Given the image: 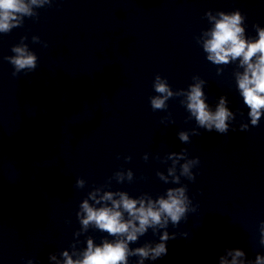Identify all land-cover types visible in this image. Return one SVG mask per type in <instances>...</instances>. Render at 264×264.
I'll return each mask as SVG.
<instances>
[{
	"label": "clouds",
	"instance_id": "9594fccd",
	"mask_svg": "<svg viewBox=\"0 0 264 264\" xmlns=\"http://www.w3.org/2000/svg\"><path fill=\"white\" fill-rule=\"evenodd\" d=\"M53 0H0V33L8 34L14 28L22 27L24 18H39L35 10L46 5L51 6ZM210 28L203 30L197 38V43L206 53L207 61L217 66V75L223 73V67L238 61L237 69L233 75L237 90L242 97L243 104L249 109L248 117L251 126H258L264 116V27L254 24L255 38L246 36V16L239 9L232 12L211 10L205 13ZM27 37H21L20 43L13 45L10 56L3 57L8 61L14 71L13 76L20 72H33L37 68L38 57L24 43ZM33 43H40L38 36L32 37ZM48 46L46 42L43 45ZM239 69H242L240 71ZM192 84L185 89L173 90L166 78L157 74L153 81V88L157 95L150 97L153 111L168 109L171 98L182 97L180 100L186 111L190 114L197 127L189 131L178 132L182 143H190L191 135H200L198 129L216 131L227 134L230 122L234 121L236 114L228 107V99L219 97V102L213 110L207 103L204 92L206 81L199 76H193ZM174 123L171 113L161 119L164 122ZM249 128V124L240 125V130ZM119 158V157H118ZM126 161L131 156L124 158ZM148 160V154L143 156ZM156 159L160 160L159 156ZM170 161L167 174L157 171L156 175L165 184L179 185L167 188L164 194L153 198L148 193L132 197L126 191L105 190L111 187V180L117 183L132 182L134 173L131 169L116 171L109 180L100 186L94 187L82 200L76 213L80 229L74 233L75 239L69 249L57 253H49L51 264H129L130 257H137L135 264H145L146 260L156 261L167 255V242L176 239L177 233H169L168 226L178 227L182 220L186 221L189 212H195L192 200L188 195V186L181 183V177L195 181L192 169L200 164L199 157L189 158L188 150L168 153L163 163ZM143 178V177H142ZM85 180H76L77 188H84ZM94 228L113 237L109 240L102 238L99 244L91 236L86 237V247H78L81 243L79 237ZM151 229L153 234L159 232V242L147 241L143 246L131 248ZM163 230V231H160ZM179 235L187 236L188 233ZM259 244L264 246V221L259 225ZM27 264H34L28 259ZM219 264H264V255L257 254L254 261L246 258V253L240 249H225L224 255L219 257Z\"/></svg>",
	"mask_w": 264,
	"mask_h": 264
}]
</instances>
